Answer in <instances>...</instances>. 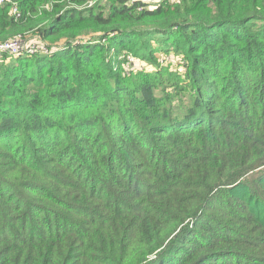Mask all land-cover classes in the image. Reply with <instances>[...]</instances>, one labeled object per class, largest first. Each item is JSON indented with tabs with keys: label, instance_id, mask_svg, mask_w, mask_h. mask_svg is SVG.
Returning <instances> with one entry per match:
<instances>
[{
	"label": "trees",
	"instance_id": "obj_1",
	"mask_svg": "<svg viewBox=\"0 0 264 264\" xmlns=\"http://www.w3.org/2000/svg\"><path fill=\"white\" fill-rule=\"evenodd\" d=\"M15 1L55 50L0 56V264H264V0Z\"/></svg>",
	"mask_w": 264,
	"mask_h": 264
},
{
	"label": "rangeland",
	"instance_id": "obj_2",
	"mask_svg": "<svg viewBox=\"0 0 264 264\" xmlns=\"http://www.w3.org/2000/svg\"><path fill=\"white\" fill-rule=\"evenodd\" d=\"M150 5H157V4L152 3ZM26 40L37 41L39 39L35 36L30 35L28 37V39L26 37ZM29 41H27V42H29ZM137 41H138V44H137V46H138L139 43H141L143 41V38H138ZM155 44L156 43L154 42V45ZM39 45H41V44H39ZM159 47H160L159 45L155 46V59H156L155 62H151L150 60L142 58L141 54L135 55L133 53H128L125 50V52L119 56V60H122V63L120 64L121 66L117 65L115 68L118 69V67H122L123 75L127 79H129L130 77H133V78L139 77V75H141V74L144 75L146 73H154L158 70H162L161 67H164L165 69H168L172 72L180 73V74H182L186 71L187 67H186V65L183 64L184 59L180 55L182 53L179 52V54H178V53H175L174 51L169 53V52H166L167 49L161 50V49H159ZM53 50H55V48L51 49L50 52H52ZM25 51H26V49H24V53L32 54V55L39 53V52L29 53V52H27V51L25 52ZM3 54L9 55L8 53H3ZM40 54H42V53H40ZM44 54H48V53H44ZM12 56H14V55H12ZM132 87H135V86H132Z\"/></svg>",
	"mask_w": 264,
	"mask_h": 264
},
{
	"label": "built area",
	"instance_id": "obj_3",
	"mask_svg": "<svg viewBox=\"0 0 264 264\" xmlns=\"http://www.w3.org/2000/svg\"><path fill=\"white\" fill-rule=\"evenodd\" d=\"M128 3H134L136 1H143L149 4L156 3L159 4L161 0H127ZM9 4L12 7V13L16 16L20 14L18 3L15 0H0V5ZM41 44V45H39ZM25 45V46H24ZM26 49L29 53H50V49L43 43L39 41H33L27 43L20 35L10 38L2 43H0V56L3 53H8L9 55H20Z\"/></svg>",
	"mask_w": 264,
	"mask_h": 264
}]
</instances>
